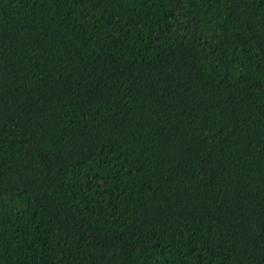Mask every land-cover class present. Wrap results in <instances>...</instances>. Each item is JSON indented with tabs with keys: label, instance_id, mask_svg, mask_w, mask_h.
Listing matches in <instances>:
<instances>
[{
	"label": "trees",
	"instance_id": "16d2710c",
	"mask_svg": "<svg viewBox=\"0 0 264 264\" xmlns=\"http://www.w3.org/2000/svg\"><path fill=\"white\" fill-rule=\"evenodd\" d=\"M0 264H264V0H0Z\"/></svg>",
	"mask_w": 264,
	"mask_h": 264
}]
</instances>
